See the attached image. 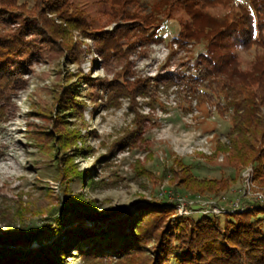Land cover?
<instances>
[{
  "label": "rangeland",
  "instance_id": "374dc122",
  "mask_svg": "<svg viewBox=\"0 0 264 264\" xmlns=\"http://www.w3.org/2000/svg\"><path fill=\"white\" fill-rule=\"evenodd\" d=\"M159 1L137 0L130 10L144 17L158 12ZM19 2L28 3L27 0ZM70 2L92 22L93 28L112 27L111 11L103 0ZM241 9H249L248 0H230L207 10L205 28L237 16ZM155 17L162 21L156 39L138 40L128 55L131 73L126 78H152L157 87L152 89L149 97L136 98L137 110L145 117L142 133L131 138L128 145L118 148L113 147L114 143L134 131V116L128 98L121 96L117 105L109 104L100 84L114 79L125 65L124 57L118 55L105 61L95 51L91 40L75 36L74 40L80 41L81 55L75 59L53 47L34 25L31 26L27 38L35 47L33 54L25 57L23 65L12 68V88L0 101V238L36 236L30 241L31 248L53 246L64 239V229L56 231L57 219L73 212L82 217L66 228H82L85 236L91 237L88 241L101 239L104 235L110 237L107 220L99 216H108L114 210H121L126 215L128 211L135 212L137 206L166 200L175 206L180 197H195L169 183V169L178 159L189 165L198 179L234 178L227 191L204 197L199 195L201 200L228 206L263 202L264 189L254 179V172L253 186H245L242 178L244 170L251 164L238 166L231 159L227 140L231 113L219 115L210 105L198 107L195 101L189 103L184 93L177 92L181 90L177 79L179 73L204 52V40L187 39L185 49L173 50L171 40L178 36L180 22L190 25V20L182 11L175 12L170 18L158 13ZM18 21V18L0 17V32L11 33L17 28ZM258 52L260 50L255 47L235 49V67L248 69ZM81 76L86 77L84 82L87 78L92 80L90 84L73 87L76 101L84 107L81 118L73 113L67 116V129L78 130L84 139L75 142V150L71 152L68 148L57 152L51 137L55 127L56 99L67 85L78 83ZM67 99L71 100V97L67 96ZM95 106L96 111L93 110ZM65 129L66 126L59 128L62 133H66ZM75 154L78 156L72 158L68 166L82 175L72 180L68 178L65 183L60 177L59 171H64L60 162ZM140 169L151 174L141 175ZM89 207L95 211L94 220L88 218ZM173 214L172 219L185 218ZM191 216L198 218L201 215ZM258 218L262 219L264 232V215L260 214ZM7 246L10 250H28L23 246ZM61 261L62 264H86L70 249L62 254ZM169 264L176 263L171 259Z\"/></svg>",
  "mask_w": 264,
  "mask_h": 264
},
{
  "label": "trees",
  "instance_id": "16d2710c",
  "mask_svg": "<svg viewBox=\"0 0 264 264\" xmlns=\"http://www.w3.org/2000/svg\"><path fill=\"white\" fill-rule=\"evenodd\" d=\"M27 2L30 5L19 0H0V17L19 19L17 28L11 33L0 32V101L12 88V68L23 65L25 57L33 54L35 47L27 38L32 25L53 47L75 59L81 55L80 41H75L74 37L91 40L93 48L105 61L118 55L125 59L124 67L114 79L101 81L100 86L109 104L117 105L121 96L129 100L135 129L113 147L128 145L131 138L142 133L145 119L137 110L136 98L149 97L152 89L157 87L152 78H126L131 73L129 52L138 40L155 41L162 24L161 19H156V13L170 18L175 12L182 11L190 25L181 21L179 34L171 43H176L180 51L185 49L187 39H202L205 49L191 66L186 65L185 71L179 73L177 79L181 90L177 92L184 93V98L189 103L195 101L198 107L210 105L219 115L231 113L227 140L233 164L253 165V177L264 189V0H248L249 9H241L237 16L210 28H205V12L230 0H160L158 12L144 17L130 10L137 0H103L111 11L110 29L93 28L92 22L74 9L70 0ZM251 47L260 52L248 69H237L235 49L249 50ZM85 78L81 76L78 83L67 85L57 96L55 127L51 134L57 152L67 148L71 152L75 150V142L84 139L78 130L67 129V116L73 113L82 117L84 104L76 101L73 87L90 84L92 79L82 81ZM93 110L96 111L97 106ZM63 126H66V133L59 130ZM76 156L60 162L65 171H59L60 177L65 183L68 178L72 180L82 175L68 166ZM169 172L172 187L202 197L227 191L234 182V178L229 177L198 179L189 165L179 159L173 162ZM140 173L151 174L146 169H140ZM87 180L91 185V179ZM171 203L166 200L137 206L135 212L128 211L126 215L121 210H114L108 216H99L107 220L110 237L104 235L92 241H88L91 237L85 236L82 228H66L82 217L80 213L63 215L57 219L56 230L64 229L63 241L44 249H34L29 244L36 236L0 238V264H62V254L68 249L74 250L86 264H169L171 259L176 264H264V232L262 219L258 218L260 214L264 215V205L260 201L249 202L254 208L242 213L189 216L191 219H172L174 205ZM89 208L88 218L94 220L95 211ZM7 245L23 246L28 250H10Z\"/></svg>",
  "mask_w": 264,
  "mask_h": 264
},
{
  "label": "built area",
  "instance_id": "2783aa9c",
  "mask_svg": "<svg viewBox=\"0 0 264 264\" xmlns=\"http://www.w3.org/2000/svg\"><path fill=\"white\" fill-rule=\"evenodd\" d=\"M189 46V45H188ZM173 50H178V46L176 43H173ZM252 174H253V166H249L244 170L242 174L243 181L246 185L252 184ZM199 195H195L194 198H185L180 197L177 199L174 206V214L175 217H187L193 214H200L210 217L216 216H224V215H233L236 213H242L248 209H253L254 205L244 204L241 205L239 203L232 204L230 206L226 204H215L210 202V200H201ZM260 199H263V196L259 195ZM262 204H264V200H262ZM206 204V205H205Z\"/></svg>",
  "mask_w": 264,
  "mask_h": 264
}]
</instances>
